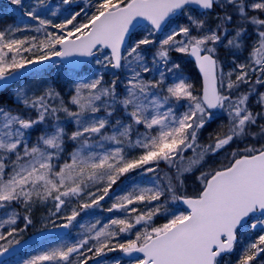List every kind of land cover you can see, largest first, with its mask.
Returning a JSON list of instances; mask_svg holds the SVG:
<instances>
[{"label":"snow or ice","instance_id":"obj_1","mask_svg":"<svg viewBox=\"0 0 264 264\" xmlns=\"http://www.w3.org/2000/svg\"><path fill=\"white\" fill-rule=\"evenodd\" d=\"M11 3L36 22L31 30L43 35L18 39L15 33L24 29L0 30V89L29 67L34 77L41 76L47 69L37 65L60 58L66 76L73 79L70 103L75 110L50 83L39 94L24 88L14 93L24 112L0 107V229L7 226L0 231V241H5L0 243V257L21 243L17 236L32 224L30 213L37 203L52 201L53 216L65 213L59 217L65 222L57 227L68 229L82 212L99 208L121 177L134 172L140 180L130 177L131 187L115 195L107 209L124 212L123 218L101 227L96 220L83 238L32 255L22 264H88L105 250H115L112 238L137 225L142 230L135 239L116 245L128 264H220L223 255L234 251L237 230L248 227L249 220L250 228L261 234L243 249L237 264H251L264 253V92L257 87H264V0H88L87 9L81 7L59 23L41 15V10H49L47 0H36L30 8L23 0ZM214 8L221 10L215 27L192 14ZM57 11L51 15L57 16ZM180 17L187 23L178 24ZM169 27L152 63L162 62L173 72L180 65L167 67L170 52L194 58L202 74L199 90L183 76L165 85L164 71L158 80L143 78L152 71L144 46L157 45L152 37ZM141 28L147 35L129 44ZM252 35L246 62H238ZM221 48L233 57L234 66L227 72ZM105 49L110 55L96 63L129 73L123 93L117 91L118 78L105 85L102 75L80 77L83 61L76 58L97 56ZM242 85L248 86L246 91L240 90ZM254 94L260 111L248 105ZM213 110L226 113L228 122L210 134L211 143L202 145L198 136L213 120ZM61 112L67 121H61ZM118 112L121 115L113 119ZM67 122L75 126L70 134ZM40 125L44 129L33 141L31 135ZM67 141L73 144L71 151ZM233 143L244 147L225 156L226 163L202 170L209 156ZM161 163L168 171L162 172ZM197 170L199 189L183 194L185 175ZM180 204L186 208L180 210ZM14 205L24 209L23 228L17 227L20 212ZM158 215L166 222L155 226Z\"/></svg>","mask_w":264,"mask_h":264},{"label":"rangeland","instance_id":"obj_2","mask_svg":"<svg viewBox=\"0 0 264 264\" xmlns=\"http://www.w3.org/2000/svg\"><path fill=\"white\" fill-rule=\"evenodd\" d=\"M35 2H36V0H23V4H24L25 8H30L31 6H33L35 4ZM47 3L49 5V10H47V11L41 10V15L44 16V18H46V19L53 20L54 23L61 22V20L64 19L65 16H68L70 13H74L76 11H79L81 7H84L86 9L88 7V0H72V2L70 4H67V5L63 3V0H47ZM20 9L21 8H19L18 6L13 5L11 3V0H0V18L4 15H10L12 12H15L18 14V16L12 17L11 20H9L5 23H0V30H6L9 28H13V27H20L21 29H24V30L15 33L16 38L24 39L25 37H31V36H37L38 39L41 38L43 35L42 33L37 34L35 31L31 30L32 28L35 27L36 22L30 20L25 15L20 17V15H21ZM52 11H57V16L53 17L51 15ZM208 17L209 16H205V14H204V15H200L197 18L207 20ZM215 17L216 16H212V19H215ZM78 19H81V18L78 17ZM29 20L32 21L31 24H29ZM209 20H210V18H209ZM177 23L178 24H186L187 23L186 17H180L179 20L177 21ZM170 27L165 28L163 33L155 34V36L152 37L153 39H155L157 41V45L144 46V55L146 57V63L148 65V67L152 69V71H150L149 73H146L144 78L146 76H148L151 80H153V79L158 80V79H160V75H159L160 71H164L165 72V85L173 83L175 77H177V76H183L184 78H186L189 81V78L184 74V72L187 71V69L189 67L188 65L190 62L188 60L187 55H185V54L177 53L174 51L170 52L171 62L168 64L167 67L170 68L172 66V63H177L180 65V68L174 70L173 72H168L162 62H159L157 65H153V63H152L153 55H154V52L156 51V47L158 46V42H159V40H161L165 37V34L170 30ZM48 31H53V32L58 33V30L53 29L51 27H49ZM193 34H195V32H193ZM145 35H147V32L145 30H143L142 28L140 30H137L135 32L133 38H132V41H129V44H131L134 40L142 38ZM178 39H179V37H178ZM252 40H254V38L250 37L249 39H247L245 41L247 47L245 48V50L242 53H240L236 57L238 62H246L247 57L249 55V52L251 51L250 46L252 45ZM249 47H250V50L248 51L247 49H249ZM219 53H220V59H221L222 64H223L224 71L227 72L234 66L232 64V59H233L232 54L229 51L225 50L224 48H221ZM104 55H110V54L108 51L104 50L103 54L98 53L97 56L93 57L89 62L84 64V66L82 67V69L80 71V77L84 80H88V79L95 78L99 75H102L105 85L110 84L111 81L114 79L111 76L114 72L112 67L110 65L105 67L103 64H97L96 63L97 58H99L100 60L103 61ZM46 69H47V71L44 72L41 76L34 77V74H32V76L30 77L31 79H28L24 83L16 84V85L10 87L7 91H9L10 95H12V98L17 101L14 93L18 89L24 88L29 93H32L33 91H35L37 94H39V92L43 89V87L45 86V84L47 82H49L51 80H55L59 83V86L61 87V90H62V94L64 95L65 99L67 100L64 102L65 105L69 106L72 110H75V106L71 105V103H70L71 96L74 94V84H73V79L66 76V74H65L67 69H65L60 62H55ZM120 73L123 76L129 75V73L125 70H120ZM149 78H147V80H150ZM233 79H235L234 76H233ZM247 87H248L247 85H242L240 90L246 91ZM257 87H258L259 92H264V87H260V86H257ZM257 99H258V97L255 94L250 96V98H249L248 105L253 111H260L261 110L260 105L257 103ZM0 107L8 108V107L4 106L3 104H0ZM9 108L15 110L12 107H9ZM183 110H184L183 108L180 109V111H183ZM15 111H17V110H15ZM213 111H214L213 120L210 123L206 124L205 127L200 130V133L198 136L199 143L202 145L211 143L212 141L210 140V134L214 135L215 132L219 129L221 124L226 125L228 122L226 113L218 111V110H213ZM19 112H23V111L21 110ZM30 114L33 117L35 116L34 112H32ZM120 115L121 114L119 113V115L117 117H119ZM60 118H61V121H67V118L65 117L64 113H61ZM262 123H264V121H262ZM65 126H66V129H67L69 134L73 130H75V126H73L72 122H67ZM38 127H41V130L44 129V125H40ZM69 128H70V131L68 130ZM257 130L258 129L253 128V131H257ZM37 136L38 135L32 133L31 139L33 141H35ZM67 142H69V141H67ZM248 143H253V141L251 139H249ZM71 144H72V142H71ZM72 145H69V146L71 147ZM237 147L242 148V147H244V145L233 143L230 146H228L226 151H221L217 155L209 156L207 158V162L204 165V168L202 170H207L209 167L214 168L221 161H224L226 163L227 161L224 160L225 156L229 155L232 152V150L237 148ZM136 154L137 153H132V155H136ZM186 155L190 156L191 153L189 152ZM61 163H62V161H61ZM160 169L162 170V172L168 171L166 165H164V164L160 165ZM199 171L200 170H197L192 174H186L185 175L183 194L192 195V194H194V192L196 190L199 189L200 184H199V181L197 180V176L199 175ZM150 176H151V174H148V177H145V180L150 178ZM130 177L137 179V181L140 180V176L138 175V173L134 172V173L127 175L123 179L122 183L123 182L131 183L132 180L130 179ZM129 187H131V184L127 187V189ZM119 194L120 193H119L118 187L110 190L109 197H106L103 201L100 202L101 206L99 208H92V209L85 210V212H82L81 215L79 217H77V220L74 222V226L71 227L70 233L66 237L62 238L64 241L51 240L47 244L40 246V248H39L40 253L42 252L43 249L48 250V249H50L52 247H56L62 243H71V242H75L78 239L83 238V236L86 235L87 227L90 226L91 224L95 223L96 220H100L101 223H100V225H97V227H101V226H103V224H106L111 219L115 218L116 213L120 215L119 218H123L126 214L122 211H115V210L112 212L107 211V209L110 208L111 205L113 204L115 195H119ZM137 207L139 210H141V209L144 210L143 205H138ZM178 207L180 208V210H184L180 205H178ZM53 212H55V209H54V206L51 205V202L50 203L48 202L47 204H45V206L43 207V211H41L40 214L37 216V218L34 220V222H32V224L28 226L30 231H36V230L44 228V227H48L51 225H57L54 223V220H50L48 218V217H53V216H51L52 215L51 213H53ZM2 214L3 213H0V218H3ZM59 214H61V213H59ZM132 216L134 217L135 213H133ZM157 217H159V216H157ZM157 217H155L154 220ZM160 221H161V224L165 223L166 217L163 216L162 219H159V222ZM251 222H252L251 220L248 221V225H249L248 227L241 228V229L237 230V242L235 244V249H234L232 255L230 253V254H227L226 256L220 258V264H235V263H237L239 257L233 256V255L237 252L240 253V255H241L243 252V249L249 243L254 242L258 238V236L261 234L259 229L252 230L250 228ZM24 223L25 222H22L17 227L23 228ZM81 224H83L85 227L81 228L80 227ZM154 225H155V222H154ZM0 230H2V229H0ZM138 230H142L141 225H137V227L135 229H133L130 233H122L123 237L119 238L118 237L119 235H117L116 238L115 237L112 238L110 247H113L115 249V250H113V252L117 251L118 257H119V253L121 250L118 247H116L117 242L115 240L118 239V240H122V242H127L129 239H135V233ZM119 242H121V241H119ZM33 253H35V252H33ZM32 255H34V254H32ZM236 257L238 259L235 260ZM117 261H119L120 264H128V260L126 261V260H123L121 258H120V260L114 259L112 262L107 263V264H117ZM92 264H95V263L93 262ZM251 264H264V253L260 254L254 262H251Z\"/></svg>","mask_w":264,"mask_h":264},{"label":"trees","instance_id":"obj_3","mask_svg":"<svg viewBox=\"0 0 264 264\" xmlns=\"http://www.w3.org/2000/svg\"><path fill=\"white\" fill-rule=\"evenodd\" d=\"M20 11H21V15H20V17L21 16H23L24 15V10L23 9H20ZM220 9L219 8H214L213 10H211V11H209V12H207L206 14H205V16H209L208 17V19L206 20L207 21V24L210 26V27H215V24L217 23V21H216V19H212V16H216L218 13H220ZM194 16H196V17H199L201 14L200 13H198V12H196V11H193V13H192ZM15 16H18V14L17 13H15V12H12L10 15H4V16H2L1 18H0V23H5V22H7V21H9V20H11V18L12 17H15ZM209 18H210V20H209ZM32 23V21H30L29 20V24H31ZM252 32V29L251 28H249V33H251ZM251 37H253L254 39H255V36L254 35H252ZM251 47V46H250ZM250 47H249V49H247L248 51L250 50ZM221 50V49H220ZM219 50V51H220ZM246 50V51H247ZM25 56H29L30 57V54L29 53H25L24 54ZM189 67H188V69H187V71H185L184 72V74L189 78V82L190 83H192L194 86H195V88L197 89V90H199L200 89V82H199V79H198V76H197V74H196V72H195V70H194V68H193V66H192V64L189 62V65H188ZM143 75V78H144V76L146 75V73H144V74H142ZM32 75H30V76H28L26 79H24L23 81H21L20 83H24V82H26L28 79H31L30 77H31ZM114 79H117V91L118 92H121V93H123L124 92V83L126 82V79H127V77L128 76H123L121 73H120V71L119 72H113V74L111 75ZM147 78H149L148 76H146L144 79L145 80H147ZM150 79V78H149ZM151 80V79H150ZM20 83H18V84H20ZM48 83H50L54 88H55V90L56 91H58L59 93H60V97L63 99V101L65 102V101H67L66 99H65V97H64V95L62 94V90H61V87L59 86V83L57 82V81H55V80H51V81H49V82H47L46 84H45V86L48 84ZM8 90V89H7ZM7 90H5V91H2V92H0V104H3L4 106H6V107H12V108H14L15 110H17V111H25L24 110V108H23V106L18 102V101H16L15 99H13L12 98V95H10V92L9 91H7ZM57 103H59V101H57ZM62 113V112H61ZM61 113H60V115H61ZM102 114V113H101ZM119 115V112L116 114V116H114V118L113 119H115L117 116ZM73 126H74V124H73ZM67 130V129H66ZM69 131H70V128L68 129ZM41 131H43V130H41V127H37V129L33 132V134H36V135H39L40 134V132ZM67 143V148H69L70 146L69 145H72L71 144V142L69 141V142H66ZM72 147H73V145L68 149V151H71V149H72ZM163 163H161V165H162ZM126 177V176H125ZM125 177H121V179L120 180H118L117 181V183L115 184V185H113V187H112V189H114V188H119V193L120 194H123V192L124 191H127L128 189H127V187L130 185V184H132V182L131 183H125V182H123L122 183V181H123V179L125 178ZM137 180V179H136ZM111 189V190H112ZM119 194V195H120ZM51 202V205L53 206V203H52V201H49V203ZM45 206V204H39V203H37L33 208H32V210H31V213H30V216H31V219H32V222H34V220L37 218V216L40 214V212L41 211H43V207ZM14 207H16L17 208V210L20 212V219L17 221V226H19L22 222H24V220H23V216H24V214H25V212H24V209L23 208H21L20 206H18V205H14ZM140 211H143V209H141ZM0 213H2V211H0ZM65 213L64 212H61V214H57L56 216H53V215H51V216H53V217H48L50 220H54V223L55 224H60V223H62V222H65L63 219H61V218H59V217H62L63 215H64ZM118 215V216H117ZM2 216H3V214H2ZM115 218H118V217H120V215L119 214H115ZM159 217H157L155 220H154V222H155V226H158V225H160L161 224V221L159 222V219H162L163 218V215H158ZM7 228V226H5V229ZM5 229H2V230H0V231H5ZM32 231H30V229L27 227V229H25L21 234H19L18 236H17V238L18 239H21L22 237H24V236H26L27 234H29V233H31ZM119 236V238L120 237H123V234L121 233V234H118ZM117 237V236H116ZM115 237V238H116ZM51 240H57V241H64L62 238H53V239H49V240H47V241H44V242H41V243H39V244H37V245H35V246H33V247H31L30 249H28L27 251H25V252H23L22 254H20V255H18V256H16L15 258H13V259H10L9 261H6V264H21L22 262H23V260H25V259H28V258H30L31 256H32V254H34V255H37V254H39L40 253V250H39V248H40V246H42V245H45V244H47L49 241H51ZM116 242H117V244H119V243H126V242H122V240H118V239H116L115 240ZM119 241H121V242H119ZM0 243H5V241H0ZM59 246V245H58ZM43 251H45L44 249L42 250V252ZM33 252H35V253H33ZM233 253V252H232ZM232 253H231V255H232ZM89 255H91V254H89ZM233 256H238V257H240V253H235ZM114 259H118V260H120V258L118 257V254H117V251H108V250H105V253L104 254H102L101 256H99V257H96L94 260H89L88 261V264H92L93 262L95 263V264H98V262H99V264H107V263H110V262H112ZM236 259H238L237 257L235 258V260ZM234 260V261H235ZM254 262V261H253ZM235 264H237V263H235Z\"/></svg>","mask_w":264,"mask_h":264},{"label":"water","instance_id":"obj_4","mask_svg":"<svg viewBox=\"0 0 264 264\" xmlns=\"http://www.w3.org/2000/svg\"><path fill=\"white\" fill-rule=\"evenodd\" d=\"M198 11V10H197ZM200 12V11H199ZM160 34V33H157ZM107 50V49H105ZM110 52V50H107ZM92 57H77L76 59H79L81 61H83V63H81L80 65V69L82 67V65L89 61ZM189 60L193 63V66L198 74V77L200 79V85L202 87V74L199 72L198 67L195 64L194 58L189 57ZM60 61L66 68L67 66L61 61L60 58H53L51 61H47L45 62L44 65H37L36 67L38 68H47L49 65H51L54 62ZM116 71H118V69H115ZM23 75L21 78L15 80V81H11L8 85L11 86L17 82H19L20 80L26 78L27 76H29L31 73H33V69L31 67L22 70ZM7 88V87H6ZM5 89V88H4ZM4 89H0V91L4 90ZM182 205V204H181ZM184 208H186V206L182 205ZM70 228L68 229H64L61 227H57V226H49L46 228H42L39 229L29 235H27L26 237H24L23 239H21V243L19 245H16L12 250H10L9 253L5 254L4 256L0 257V264L3 263L4 261H7L8 259L22 253L23 251L27 250L29 247L39 243L40 241L47 239V238H51V237H59V236H65L69 233ZM135 255H139V254H135ZM120 256L124 259V260H129V258L127 256H125V254L121 251L120 252ZM224 256V255H223Z\"/></svg>","mask_w":264,"mask_h":264}]
</instances>
